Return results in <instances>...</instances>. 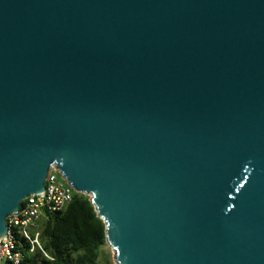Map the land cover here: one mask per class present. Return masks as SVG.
Segmentation results:
<instances>
[{
  "label": "water",
  "instance_id": "1",
  "mask_svg": "<svg viewBox=\"0 0 264 264\" xmlns=\"http://www.w3.org/2000/svg\"><path fill=\"white\" fill-rule=\"evenodd\" d=\"M53 167L116 264H264V0H0V240Z\"/></svg>",
  "mask_w": 264,
  "mask_h": 264
},
{
  "label": "trees",
  "instance_id": "2",
  "mask_svg": "<svg viewBox=\"0 0 264 264\" xmlns=\"http://www.w3.org/2000/svg\"><path fill=\"white\" fill-rule=\"evenodd\" d=\"M40 233L44 253L31 252L29 245L18 237L24 256L21 264H103L106 227L88 196L75 193L63 211L50 214L40 224ZM105 261L110 264L108 259Z\"/></svg>",
  "mask_w": 264,
  "mask_h": 264
},
{
  "label": "built area",
  "instance_id": "3",
  "mask_svg": "<svg viewBox=\"0 0 264 264\" xmlns=\"http://www.w3.org/2000/svg\"><path fill=\"white\" fill-rule=\"evenodd\" d=\"M75 193L60 171L55 167L51 168L45 193L29 196L22 203L19 212L8 218L7 236L0 240V264L22 263L24 256L19 250L18 237L29 245L31 252H43L40 224L50 214L63 211L72 202ZM29 229H34V233L30 234Z\"/></svg>",
  "mask_w": 264,
  "mask_h": 264
},
{
  "label": "rangeland",
  "instance_id": "4",
  "mask_svg": "<svg viewBox=\"0 0 264 264\" xmlns=\"http://www.w3.org/2000/svg\"><path fill=\"white\" fill-rule=\"evenodd\" d=\"M19 231L20 230H17V232ZM28 231L30 234L34 233V229H29ZM105 258L108 259L110 264H116L115 259H114V251L108 244L102 249L101 262L103 264L107 263V261H105Z\"/></svg>",
  "mask_w": 264,
  "mask_h": 264
}]
</instances>
